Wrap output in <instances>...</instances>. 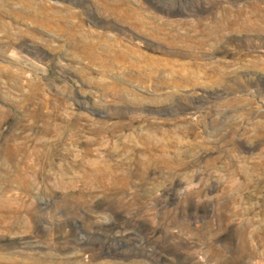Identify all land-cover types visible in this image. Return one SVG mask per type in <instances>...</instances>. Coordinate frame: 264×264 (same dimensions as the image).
<instances>
[{
    "label": "rangeland",
    "instance_id": "374dc122",
    "mask_svg": "<svg viewBox=\"0 0 264 264\" xmlns=\"http://www.w3.org/2000/svg\"><path fill=\"white\" fill-rule=\"evenodd\" d=\"M0 264H264V0H0Z\"/></svg>",
    "mask_w": 264,
    "mask_h": 264
}]
</instances>
